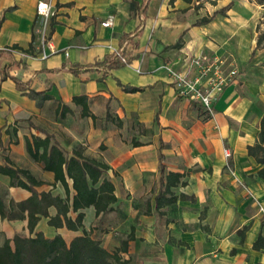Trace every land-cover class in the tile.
<instances>
[{"label":"crops","instance_id":"1","mask_svg":"<svg viewBox=\"0 0 264 264\" xmlns=\"http://www.w3.org/2000/svg\"><path fill=\"white\" fill-rule=\"evenodd\" d=\"M41 1L52 4L55 12L48 43L38 24ZM158 1L0 0V51H7L0 56V70L9 74L0 86V165L27 170L41 182L34 186L39 194L58 196L61 207L66 206L63 212L48 206L46 214L23 207L33 192L12 186L10 177L0 174V246L18 236H61L71 244L90 235L110 252L126 243L127 250L120 252L126 264H264V248L254 249L264 235L259 209L264 208V179L258 176L264 164L248 154L259 140L264 116V59L261 55L250 62V49L232 50L229 41L235 33L217 36L216 18L190 30V37L197 35L194 45L188 38L175 53L166 41L150 43ZM11 7L16 9L8 11ZM111 15L114 26H101ZM209 31L218 44L202 38ZM33 35L32 55L11 49H28ZM125 42L130 43L126 54L132 63L115 69L112 62L118 60L109 47ZM201 45L231 58L239 72L238 82L225 88L210 118L179 97L160 68L171 64L181 69L185 55L199 54ZM14 77L22 87L45 92L52 100L37 106L16 87ZM120 84L142 90L125 92ZM82 96L95 118L83 115V105L74 102ZM60 104L71 109L66 117L58 113ZM47 135L68 159L80 155L109 167L102 180L114 185L113 210L98 214L93 205L75 207L73 180L67 190L26 146L28 139ZM226 147L232 152L228 162ZM43 152L41 147L39 154ZM160 154L166 171L184 175L185 185L173 187V202L167 195L158 207Z\"/></svg>","mask_w":264,"mask_h":264},{"label":"trees","instance_id":"2","mask_svg":"<svg viewBox=\"0 0 264 264\" xmlns=\"http://www.w3.org/2000/svg\"><path fill=\"white\" fill-rule=\"evenodd\" d=\"M149 0H144L147 2ZM132 5L138 7V3L133 1ZM231 4H228L225 8L219 9L214 12L212 17L203 18L199 20L196 26H204L210 24L213 19L218 15L227 16V12L231 9ZM16 7H11L8 11L14 10ZM146 7L144 12H146ZM55 22L51 21V31L49 35L44 39L45 43L51 38L52 33L55 30ZM35 35L32 36V41L28 49H23L18 45L11 47V49L23 51L26 54L32 55L34 52ZM264 43V31L260 34L257 42V49ZM180 43H177L175 47H179ZM7 51H0V56L4 55ZM115 69L124 68L120 61L112 62ZM9 74L5 70H0V86L7 80ZM16 87L20 91H24L30 99L37 102V106L42 107L47 100H52V97L45 92L36 91L26 86H21L19 81L14 77ZM125 92L136 93L142 90L131 86H123L120 84ZM1 89V88H0ZM74 102L76 104L83 105L82 114L85 116H91L95 118L89 111L88 100L86 96L75 97ZM194 110L200 111L205 109L201 104L192 102ZM71 109L60 104L58 113L62 117H66V113ZM207 112V111H206ZM261 131L258 137V141L255 145L248 147V154L255 158L258 164H264V116L261 120ZM32 125V124H30ZM135 146H142L143 143L134 142ZM29 153L38 162L44 163V169L46 171L53 172L56 175V181L62 183V185L68 189V180H73V188L77 192L75 197V207H85L93 205L96 208L98 214L100 212H108L113 210V205L117 198L115 196V188L112 182L107 178L103 179V176L108 174L109 167L91 158H82L80 155L77 157L67 158L65 152L61 149L58 142L51 135H47L45 139H36L33 141L29 139L26 141ZM43 147L44 152L39 154L40 148ZM79 154V152H78ZM161 158V186L162 190L157 197L158 207H160L165 201L167 195H172L169 202H173L175 196H173L172 189L178 185H185L182 182L184 175L180 173H168L163 165V154H160ZM0 174L10 177L11 185L28 189L33 192L31 199L22 204L23 207L30 206L36 208L39 213L46 214V208L48 206L58 207L59 211L66 210V206H62V200L60 197H53L51 193L43 192L39 194L34 186H39L41 182H38L33 175L27 170L15 168L12 165H0ZM259 178L264 179V169L259 174ZM25 179V180H24ZM81 218V217H80ZM245 233V231H244ZM243 239V238H242ZM127 244L124 243L123 247L116 250V252H110L103 245L94 240L90 235L84 237H78L72 241L71 244H67L61 237L57 236L55 239L46 238L43 234L38 235L35 238H22L16 237L13 241H7L4 245L0 246V264H126L122 261L120 252L127 250ZM264 248V235L260 236L254 245L255 250H262Z\"/></svg>","mask_w":264,"mask_h":264},{"label":"rangeland","instance_id":"3","mask_svg":"<svg viewBox=\"0 0 264 264\" xmlns=\"http://www.w3.org/2000/svg\"><path fill=\"white\" fill-rule=\"evenodd\" d=\"M227 4H231L232 9L228 12L227 17L221 15L216 17L217 26L215 34L224 37L226 34L232 35V32H234L235 35L229 41L232 50L238 47L242 51L246 48L250 49L249 56L252 59H250V62L256 58L258 59L261 55V58L264 59V53H261L262 49H264V43L257 49L258 39L264 31V0H159L153 6L154 18L150 23L149 42L154 44V41H157L163 44V41H166L170 43L167 49H171L174 53L176 52L175 50L185 46L188 38H190V42L194 45L197 35L190 37V30L196 26L199 20L212 17L215 11L226 7ZM50 19L47 23L43 19L39 20L38 23L42 27L44 38L50 33ZM211 34L210 31L201 33L202 38H206V41L215 40L214 37H211ZM177 43H180L179 47H175ZM215 43L218 44L219 42L215 40ZM203 46L201 45L199 48ZM253 49L256 51L255 54H252ZM201 54L207 55L210 58L219 56L225 62L226 67L233 66L238 70V67L231 63V58L229 59L227 56L222 57L205 47H203L199 54H186L181 62L182 67L178 70H185L190 59ZM260 65L264 66V63ZM243 73H245V70H242ZM205 114H207V118L212 117L208 112ZM139 132H141V129H139ZM225 149L229 148L226 147ZM223 155H225L224 151ZM225 159L227 162L230 160L226 155ZM259 209L261 213L264 212L263 207Z\"/></svg>","mask_w":264,"mask_h":264},{"label":"built area","instance_id":"4","mask_svg":"<svg viewBox=\"0 0 264 264\" xmlns=\"http://www.w3.org/2000/svg\"><path fill=\"white\" fill-rule=\"evenodd\" d=\"M36 12L45 23L54 16L53 6L47 2H39ZM115 16L101 23V26L109 29L114 26ZM130 43L125 42L122 47L110 46V53L123 65H131V60L127 57L126 51ZM68 55V52H66ZM186 69L181 71L174 68L171 64H163L160 68L165 70L169 82H171L179 97L201 104L210 115H214V105L220 99L221 94L230 84H236L238 70L233 67L225 66V62L219 57L210 58L207 55H199L191 58L186 65ZM137 72L143 73L142 69L137 68ZM227 158L232 157L229 149L224 150Z\"/></svg>","mask_w":264,"mask_h":264}]
</instances>
